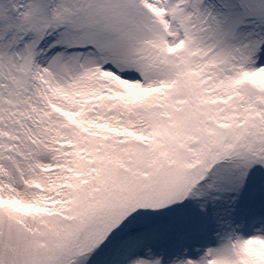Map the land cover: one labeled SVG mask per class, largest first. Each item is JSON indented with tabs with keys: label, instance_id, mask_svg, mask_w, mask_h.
<instances>
[{
	"label": "snow or ice",
	"instance_id": "1",
	"mask_svg": "<svg viewBox=\"0 0 264 264\" xmlns=\"http://www.w3.org/2000/svg\"><path fill=\"white\" fill-rule=\"evenodd\" d=\"M0 264H264V0H0Z\"/></svg>",
	"mask_w": 264,
	"mask_h": 264
}]
</instances>
